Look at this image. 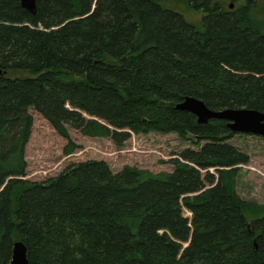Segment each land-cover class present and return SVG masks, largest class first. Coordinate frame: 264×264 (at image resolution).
Wrapping results in <instances>:
<instances>
[{
	"label": "trees",
	"instance_id": "16d2710c",
	"mask_svg": "<svg viewBox=\"0 0 264 264\" xmlns=\"http://www.w3.org/2000/svg\"><path fill=\"white\" fill-rule=\"evenodd\" d=\"M184 1L199 24L159 0H36L34 13L0 0V264L14 241L28 264H264V203L236 193L249 156L225 120L175 108L190 95L264 113V4ZM29 108L66 155L80 147L68 128L117 147L174 132L199 149L172 171L88 159L29 181Z\"/></svg>",
	"mask_w": 264,
	"mask_h": 264
},
{
	"label": "rangeland",
	"instance_id": "374dc122",
	"mask_svg": "<svg viewBox=\"0 0 264 264\" xmlns=\"http://www.w3.org/2000/svg\"><path fill=\"white\" fill-rule=\"evenodd\" d=\"M242 2L245 0H225L226 5L232 4L231 9ZM159 3L181 13L193 24L200 23L202 12L188 6L184 0H159ZM263 4L264 0H258L259 7ZM29 112L33 124L24 152L26 173L21 177L29 181L46 180L56 176L68 165L88 159L106 161L113 172L120 170L124 165L136 166L153 173L172 171V160L177 158L184 148L199 149L191 140L182 139L174 132H130V137L122 147H117L109 137L90 138L81 135L76 129L68 128L71 140L80 147L66 155L63 147L67 140L33 108H29ZM227 142L249 156V161L240 165L236 193L241 198L264 203V136L235 133ZM201 173L204 175L205 170H201ZM183 215L191 217L185 208Z\"/></svg>",
	"mask_w": 264,
	"mask_h": 264
},
{
	"label": "water",
	"instance_id": "95a60500",
	"mask_svg": "<svg viewBox=\"0 0 264 264\" xmlns=\"http://www.w3.org/2000/svg\"><path fill=\"white\" fill-rule=\"evenodd\" d=\"M19 1L22 7L34 13L36 0ZM229 7H232L231 3ZM175 108L193 114L198 123L205 124L210 119H222L226 121V126L234 133L264 136V113L255 109L223 108L215 110L207 107L201 99L190 95L184 96L177 102ZM9 264H28L27 248L24 242L14 241Z\"/></svg>",
	"mask_w": 264,
	"mask_h": 264
},
{
	"label": "bare ground",
	"instance_id": "6f19581e",
	"mask_svg": "<svg viewBox=\"0 0 264 264\" xmlns=\"http://www.w3.org/2000/svg\"><path fill=\"white\" fill-rule=\"evenodd\" d=\"M35 12V11H34Z\"/></svg>",
	"mask_w": 264,
	"mask_h": 264
}]
</instances>
